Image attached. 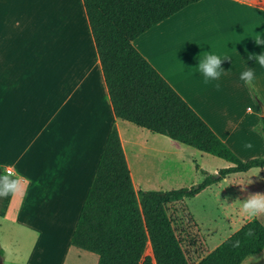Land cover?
I'll list each match as a JSON object with an SVG mask.
<instances>
[{"label":"crops","instance_id":"1","mask_svg":"<svg viewBox=\"0 0 264 264\" xmlns=\"http://www.w3.org/2000/svg\"><path fill=\"white\" fill-rule=\"evenodd\" d=\"M257 34L264 38V0H199L133 40L242 159L264 156V68L254 59L264 45L253 41ZM208 54L222 60L217 81L206 82L198 70ZM249 68L251 85L240 79ZM113 125L135 190L146 189L151 178L164 179V134L146 133L114 114L84 1L0 0V175L23 177L21 192L0 198V218L13 213L20 225L39 223L59 201L57 215H74L61 226L70 244ZM248 142L251 149L244 147ZM80 250L85 264H97V254ZM263 252L241 264L258 261ZM45 264H65V256Z\"/></svg>","mask_w":264,"mask_h":264},{"label":"trees","instance_id":"2","mask_svg":"<svg viewBox=\"0 0 264 264\" xmlns=\"http://www.w3.org/2000/svg\"><path fill=\"white\" fill-rule=\"evenodd\" d=\"M114 114L230 162L201 181L167 190H135L118 130L112 126L70 244L97 264H192L167 206L198 195L236 172L264 167L240 158L135 47L133 40L199 0H83ZM264 135V116L259 128ZM251 235H247L249 230ZM239 241L238 247L233 244ZM150 245L151 253H147ZM264 249V222L245 221L193 264H241Z\"/></svg>","mask_w":264,"mask_h":264},{"label":"rangeland","instance_id":"3","mask_svg":"<svg viewBox=\"0 0 264 264\" xmlns=\"http://www.w3.org/2000/svg\"><path fill=\"white\" fill-rule=\"evenodd\" d=\"M201 28H205V25H201ZM141 131L153 133L146 129ZM141 134L145 136L144 132ZM161 137V146L167 150L166 176L162 180H159L158 176L151 178V181L147 182L149 186L146 189L156 190L161 185L163 190H167L201 181L203 171L199 169L196 172V163L211 173L230 165V162L223 158L202 152L166 135ZM146 138L147 136L144 137ZM182 158L183 162H181ZM262 172L264 168L257 167L247 172L232 173L228 175L227 180L211 185L196 196L168 204V213L172 217L176 233L182 241L190 263L197 262L243 221H247V218L240 212L241 201L248 194L264 193ZM253 174L258 176L251 177ZM249 179L253 181L251 184H248ZM242 187L245 191H241ZM56 202L53 200L51 203V215H41L39 223L36 220L37 222L20 225L15 221L13 213H9L6 219L0 218V264H24L27 263L26 261L45 264L54 256L59 258L65 256V264H85L87 262L86 259H82L85 255L83 250L67 244L68 231L63 232L62 230L66 226L64 222L66 223L68 219L66 216H72L73 219L74 215H60L61 218L57 216L56 210L61 207L62 203ZM258 218L264 221V216ZM36 244L41 246L36 249ZM68 245L70 249L67 248ZM146 252L151 253L150 245L147 246ZM251 264H264V252L259 256L258 261Z\"/></svg>","mask_w":264,"mask_h":264},{"label":"clouds","instance_id":"4","mask_svg":"<svg viewBox=\"0 0 264 264\" xmlns=\"http://www.w3.org/2000/svg\"><path fill=\"white\" fill-rule=\"evenodd\" d=\"M253 41L257 45H264V38H261L257 34ZM254 59L256 62L264 68V53H261L258 56H255ZM221 58L215 54H208L206 57L199 62L198 70L205 77V81H217L220 79L222 74L221 68ZM240 79L245 82L247 85H251L255 79V73L249 68L240 75ZM219 88V84L216 85ZM245 148L251 149L253 144L251 142L245 143ZM258 176L253 174L251 177ZM22 180L23 177L19 174H14L12 172H6L3 175H0V198H7L9 196H14L22 190ZM253 181L249 179L251 184ZM241 191H245V188L242 187ZM241 215L247 218V221L250 223L254 219L264 216V193H255L248 194L246 198L241 201L240 206ZM252 230L250 229L247 235H251ZM239 241H236L233 244V247H238Z\"/></svg>","mask_w":264,"mask_h":264},{"label":"bare ground","instance_id":"5","mask_svg":"<svg viewBox=\"0 0 264 264\" xmlns=\"http://www.w3.org/2000/svg\"><path fill=\"white\" fill-rule=\"evenodd\" d=\"M57 216H59V217H60V215H57ZM60 218H61V217H60ZM60 218H58V219H59L58 221H60ZM37 219H39V220H40L41 218L39 217V218H37ZM58 221H57V222H58Z\"/></svg>","mask_w":264,"mask_h":264}]
</instances>
